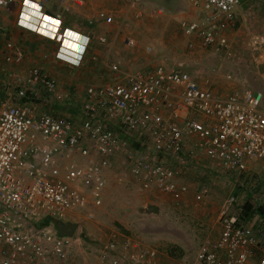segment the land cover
I'll use <instances>...</instances> for the list:
<instances>
[{
    "label": "built area",
    "instance_id": "built-area-1",
    "mask_svg": "<svg viewBox=\"0 0 264 264\" xmlns=\"http://www.w3.org/2000/svg\"><path fill=\"white\" fill-rule=\"evenodd\" d=\"M185 1L197 11V18L180 24L188 48L230 58L228 32L245 0ZM86 2L62 0L67 10ZM17 3L23 8L35 4L30 9L42 15L46 0H0V7ZM52 20L59 22L51 27L61 49L67 39L62 13ZM97 21L109 24L112 17L101 11ZM5 36L0 30V40ZM81 36L87 43L84 56L70 58L58 51L57 58L82 68L95 39ZM97 41L104 44L106 38ZM134 43L127 38V46ZM1 55L5 65L21 66L25 60L24 51L9 40ZM110 69L120 71L117 64ZM8 79L19 102L0 101V264H73L74 244L80 240L61 237L54 223L75 212L94 219L114 162L122 157L142 191L154 189L177 204L190 191L179 180L190 168L189 156L193 163L207 159L226 173L244 175L256 168L264 176L260 92L219 94L185 71L157 66L88 86L75 121L42 109L62 99L57 81L42 68L11 72ZM207 193L202 189L196 199ZM235 202L234 196L225 201L219 238L206 240L191 264H264V241L242 222L241 213L231 212ZM45 220L52 222L44 226ZM158 258L155 249L131 237L113 236L96 264H158Z\"/></svg>",
    "mask_w": 264,
    "mask_h": 264
},
{
    "label": "rangeland",
    "instance_id": "rangeland-1",
    "mask_svg": "<svg viewBox=\"0 0 264 264\" xmlns=\"http://www.w3.org/2000/svg\"><path fill=\"white\" fill-rule=\"evenodd\" d=\"M53 4L64 18L75 19L87 27L95 39L82 68L70 72L53 69L57 71L56 75L68 76L67 79L63 76L65 82L62 81V85L58 83L60 91L70 95L71 89L75 95L76 114H62L65 117L75 121L79 119L78 111L86 88L112 82L110 78L116 76L110 69L113 64L119 66L122 74L146 72L157 66L182 70L191 74L204 88L224 95L246 89L257 91L263 94L264 108V84L261 77L259 79V72L253 75L256 89L242 84L240 75L229 67L231 57L188 48L180 24L197 18V11L184 0H87L84 7L68 10L62 0H46L45 9L52 11ZM17 11L18 21L19 18L24 19L26 11L22 10L20 3L2 7L0 30L13 25ZM101 11L112 17L111 23L97 21ZM6 31L10 35L9 30ZM100 34L106 38V43H98ZM129 37L135 42L133 46L126 44ZM30 44L34 42L30 41ZM68 45L73 47L72 42ZM3 47L1 42V52ZM92 55L98 58L92 61ZM0 64L6 68L9 66L3 62L1 53ZM96 68H102L100 71L106 75L100 79L101 83L96 80L100 78L94 72ZM228 75L232 80L227 79ZM192 165L194 177L187 184L190 191H194L195 198L191 197L179 205L159 192L157 198L146 197L152 191L141 190L139 183L130 175L127 164L119 165L118 171L112 170L102 206L95 211V218L89 220L84 212H75L64 221L77 226L73 239L80 240L74 244L73 264H96L113 236L131 237L142 246L155 249L159 256L158 264H191L201 245L206 240L215 241L220 235L219 219L229 197L236 198L231 209L233 214L240 213L248 200L247 194L251 195V202L264 209V176L256 168L238 175L226 173L206 159ZM204 188L208 193L197 200L196 196ZM151 201L154 204L150 206L157 207L158 214L147 212V204ZM240 216L244 224L253 227L258 239L264 241V218L255 214L245 220L242 212Z\"/></svg>",
    "mask_w": 264,
    "mask_h": 264
},
{
    "label": "crops",
    "instance_id": "crops-1",
    "mask_svg": "<svg viewBox=\"0 0 264 264\" xmlns=\"http://www.w3.org/2000/svg\"><path fill=\"white\" fill-rule=\"evenodd\" d=\"M54 7L56 8V11H59L56 5H54L52 9H54ZM14 14H15V21L13 25L10 26L8 29L1 30L6 34V36L4 39L0 40V43L2 42L4 44L5 40L11 41L13 44H15L17 47L21 48L24 51L25 60L21 66L9 65L8 68H6L4 65L0 64V101L1 100L8 101L10 104H17L19 101L16 96V90L14 89V86L11 85L10 80L8 79L9 72L25 73L31 68L39 67L42 68L47 73H49L57 81V83L60 84L62 81L65 82V79H67L68 76L66 75L61 76L59 74L56 75L55 73H57V71H53V69L55 68L57 70L62 69L63 71L70 72L71 70H74L76 68L74 66H69L64 61L58 59L57 53H58V48H60L61 44L57 43L55 40L49 37L44 36L46 34L50 35L49 33L54 31L53 28L48 25L51 24L50 22H48V24H42L41 26L42 29L40 30L41 33L40 32L38 33L37 29L39 27L38 26L39 21H35L36 23L29 24V28L27 29L24 28V25L22 23L24 21L20 23L18 22V14H19L18 11L15 12ZM1 15H2V7H0V24L2 22ZM24 19L28 23L31 22V20L27 16H25ZM235 19H236L235 20L236 25L232 27L228 32V39L232 52L231 62H230L231 64H229V67H232L233 70L240 75L242 84H247V86L249 85L257 89L256 85L253 84V75H255L256 73L258 74L259 72L258 74L259 79L261 77V82L262 84H264V0H245V2L236 9ZM6 30H9L10 35H8ZM63 30L66 31V37H67L63 46L65 47V45H67L66 48L69 49L74 48V50L76 48V45L74 46L73 44V47H69L70 45H68L69 41L74 40L73 38L68 36L69 32L75 33L76 35L91 34V32L88 30L87 27H83V24L81 25V22L75 19L72 20V19L63 18L62 31ZM93 30L94 29H92V31ZM101 35L102 34H100V36ZM75 40L78 41V39ZM79 40H81L80 37ZM30 41H33L34 44L33 45L30 44ZM43 50H46V53L43 52ZM101 69L96 68L94 70V72H96L100 77V78L97 77L98 79L96 78V80L99 83H101L100 79L106 76L104 75L105 73L100 71ZM125 75L127 74L125 73L122 74L121 71H119V73H117L115 77H111L109 81L113 80L112 82H114L116 79H121ZM63 76L65 77V79H62L64 78ZM60 93L62 98L61 100L59 99L58 101L53 102L49 106L44 105L42 106V109L51 110L52 113L56 115L68 114L70 116L71 115L74 116V114H76V105H77L75 104L76 101H74L75 95L71 92V89H70V95L67 93L64 94L62 92ZM117 130L119 129L115 127L116 132ZM188 150L189 149L187 148L185 151L186 154ZM188 158H189L188 166L190 165V168L182 175L181 178H179L180 182L187 183V181H191V178L194 177L193 175L194 172H192L194 170L192 164L194 163L193 160L191 159L192 158L191 156H189ZM123 162L124 160L117 159L114 162L116 166L114 167L113 171H118L119 165H123L124 164ZM151 191L152 193L146 195V197L157 198L158 196L157 191L154 189ZM191 197L195 198V193L192 190L189 191V193L185 196V198H183L184 200L181 203H183L187 199H190ZM167 199L170 198L167 197ZM152 202L153 201H151L150 204H147V206L154 204ZM174 204L179 205L175 202ZM250 264H255V261H253Z\"/></svg>",
    "mask_w": 264,
    "mask_h": 264
},
{
    "label": "clouds",
    "instance_id": "clouds-1",
    "mask_svg": "<svg viewBox=\"0 0 264 264\" xmlns=\"http://www.w3.org/2000/svg\"><path fill=\"white\" fill-rule=\"evenodd\" d=\"M20 5H22L21 3H20ZM46 6V5H45ZM31 7H29V6H25L24 8H23V6H22V10L24 9V11H26L25 12V15L28 17V18H31V22L30 23H28L25 19H23V18H19V23L20 22H22V21H24V22H22L23 23V25H24V28H29V24H31V23H36L35 21H39V24H38V29H37V32H39L41 29H42V24H48V22H46L45 21V13L47 12V9H45V11L43 12V14L42 15H40V13H38V12H34V11H32V9H30ZM53 11V10H52ZM52 11H50V12H52ZM58 11H55V12H53V14L55 15L56 13H57ZM59 13V12H58ZM64 18V17H63ZM53 18H49V20H52ZM52 24V23H51ZM51 24H48L50 27H51ZM53 32H50L49 34V36H51V39H53V35H54V33L56 32L55 31V28H53ZM62 32H65V35H66V31L65 30H63ZM78 37H80V39L81 40H79L78 39V41L77 40H75L74 39V42H73V44H74V46L76 45V48H75V50H74V48L73 49H69V48H66V47H64V46H62L61 47V49L59 48V51H60V54H63L64 56H66V57H75V56H79V55H85V52H86V48H87V43H86V40H85V38H83L81 35L79 36V35H77ZM67 38V37H66ZM69 42H72V41H69ZM63 58L64 57H60V60L62 59V61H64L63 60ZM59 59V58H58ZM59 222H63V221H59ZM58 223V222H57ZM57 223H55V224H57ZM55 229H56V226H55ZM58 232V231H57Z\"/></svg>",
    "mask_w": 264,
    "mask_h": 264
},
{
    "label": "water",
    "instance_id": "water-1",
    "mask_svg": "<svg viewBox=\"0 0 264 264\" xmlns=\"http://www.w3.org/2000/svg\"><path fill=\"white\" fill-rule=\"evenodd\" d=\"M56 11V8L54 7L53 11H47L45 13L46 16H49L51 18H54L55 15L53 14V12ZM148 213H154V214H158L159 210L157 207L155 206H149L147 209ZM77 229V226L71 223H63V222H58L56 224V230L58 231L59 235L61 237H73V235L75 234Z\"/></svg>",
    "mask_w": 264,
    "mask_h": 264
},
{
    "label": "trees",
    "instance_id": "trees-1",
    "mask_svg": "<svg viewBox=\"0 0 264 264\" xmlns=\"http://www.w3.org/2000/svg\"><path fill=\"white\" fill-rule=\"evenodd\" d=\"M248 200L246 201L245 205L242 208V218L247 220L250 219L253 215H259L260 217L264 218V209L262 206L253 203L252 197L250 194H247ZM52 221L45 220L43 225L47 226L50 225Z\"/></svg>",
    "mask_w": 264,
    "mask_h": 264
},
{
    "label": "snow or ice",
    "instance_id": "snow-or-ice-1",
    "mask_svg": "<svg viewBox=\"0 0 264 264\" xmlns=\"http://www.w3.org/2000/svg\"><path fill=\"white\" fill-rule=\"evenodd\" d=\"M24 2H25V4H29V3H30V0H24ZM31 7L35 8V7H37V6H36L35 4H31ZM45 21H46V22H50V23H52V24H57V23H59L58 21H55V20H51V21H49V18H47V17H45ZM68 36L71 37V38H73V39H79V37H78L75 33H72V32H69V33H68Z\"/></svg>",
    "mask_w": 264,
    "mask_h": 264
},
{
    "label": "bare ground",
    "instance_id": "bare-ground-1",
    "mask_svg": "<svg viewBox=\"0 0 264 264\" xmlns=\"http://www.w3.org/2000/svg\"><path fill=\"white\" fill-rule=\"evenodd\" d=\"M46 16V15H45ZM47 18H51V17H49V16H46ZM44 36H46V37H49V38H51V36H49V35H44Z\"/></svg>",
    "mask_w": 264,
    "mask_h": 264
}]
</instances>
